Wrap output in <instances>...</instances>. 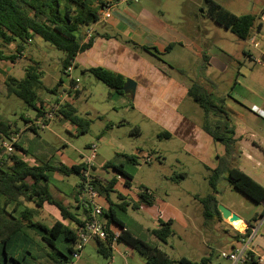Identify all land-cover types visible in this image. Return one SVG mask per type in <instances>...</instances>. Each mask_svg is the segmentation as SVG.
<instances>
[{"label":"crops","instance_id":"crops-1","mask_svg":"<svg viewBox=\"0 0 264 264\" xmlns=\"http://www.w3.org/2000/svg\"><path fill=\"white\" fill-rule=\"evenodd\" d=\"M110 1L111 7L106 17L98 20L91 27V45L75 56L71 70L68 72L69 79L67 84L70 82V79L78 80L76 82L78 88L76 97H78L82 93V86L79 84L81 80L80 76L88 78V75L92 74L87 72V70L92 67H103L122 75L124 78L133 79L136 83L134 93L132 95L130 93L118 94L114 90H111L112 94L117 97L119 96V98L114 97V99L117 98V101L121 100L125 106L127 105L131 108L130 110H134L139 116L155 123L161 129L158 135L163 132L169 133L168 139H176L180 142L181 148L198 157L206 168L209 170L214 169L217 166L218 157L224 153L223 145L213 140L211 136L204 132L196 120L183 109L187 98H189L187 94L188 88L193 82H198L208 92L214 95L217 94V81H214L210 76L196 78V74L194 75L192 72L194 71L196 61L203 59V55L206 62L210 61L211 58L207 46L203 42L196 41V25L194 21L181 19L179 22L174 23L165 18H160V16L155 17L148 6L144 5L141 1H135V5L132 7L123 5V2H130L131 0ZM159 13L161 12L159 11ZM260 21L262 23L261 30L255 33L252 38H255L259 46L262 47L264 46V10L260 14ZM185 22L186 25L184 24ZM206 33L207 31L203 30L202 34ZM85 40L87 39L85 38ZM218 51L219 58H228L226 52L220 49ZM241 53L247 57L246 59L250 63L243 64L246 61L245 59L237 61L238 65L235 77L231 80L229 92L217 94V98H223V106L235 125L238 158H244L245 160L237 168L264 187V181L254 170V167L261 166L264 170V64L258 63L256 61L257 56L249 51L245 52L242 50ZM161 56H164V58ZM74 69L78 70L79 75L73 73ZM63 83V80L61 82L59 80V86ZM56 92L58 93V88ZM112 94L108 93L110 96H113ZM253 106L257 108L258 112L251 110ZM112 109L115 116L113 118H106L108 121L107 129L109 130H113L119 125H124L123 123H119L120 121H126L124 120V116L117 117L118 111L114 107ZM26 119L27 122L25 120L24 122L27 124L24 129H18L17 144L21 150L28 152V154L23 156V159L28 164L35 165L39 161H43L51 166H56L60 163L71 166L84 162L89 151L87 153L83 152L74 144L69 146L66 142H63L62 148L58 149V157L55 162H52L51 157H46L43 151L39 153V157L41 158L35 156H33V159L27 158L28 155L32 156L29 144L33 140V137L25 135V146L19 143V139L24 134L23 132L28 130L29 122L32 121L30 118ZM127 122L130 123V121ZM74 126V133H76L79 128L76 125ZM97 137L99 149L103 145H111L114 153L112 156L107 157L101 156L96 152L95 160L98 166L93 164V174L103 182L113 180L114 184L111 190L106 193H98L99 198L97 197L96 201L102 207V212L103 210L107 211L111 207L115 216L123 222L125 229L134 235L143 237L121 219L119 210L116 207L118 208L117 205L121 202L127 203V206L124 207L125 210L120 209L126 213L129 208L138 210L144 205L153 206L155 202L152 205H138V192L142 184L138 183V181L134 182L131 167L124 165L116 156L121 154L136 155L139 157V164L128 162L123 156L122 158L125 163L137 166L141 162H149L151 158L150 154L147 155L146 153L147 156L144 157L142 153H145V151L142 149L138 150V146H135L136 151L132 148H127L120 142L113 140L112 135L106 132L99 134ZM85 147L89 150V144H86ZM21 150H16V154L23 155ZM108 161H111L113 165H121L122 169L132 176L129 186L125 184V177L118 174L114 168L103 167ZM246 161L253 166L250 167ZM49 176L50 183L47 186L51 196L62 206L66 207L74 217L80 221L83 220L85 217L84 212L78 208L75 202L76 192L80 184L79 177L76 175L77 181H73L68 177L70 175H63L58 171L50 172ZM54 183H59L61 186L59 187ZM148 191L152 190L148 189ZM110 193H115L118 202L111 201ZM131 196L136 197V199L130 201L129 197ZM121 197L122 200L120 199ZM154 200H157V198L154 197ZM166 203L174 211L181 212L176 205L169 204L167 201ZM257 204L259 207L249 218H245L244 214L239 210L228 207L229 210L240 217V221L236 220L238 225L235 226L233 224L234 227L238 230H244V232L248 228L250 230L249 235L252 234L250 239L247 236L244 237L243 233L237 232L227 220L222 217H215L219 222L228 226L227 231L230 233L231 249L229 252H222L233 253L246 246L248 253L253 256V261L248 260L250 264H262L257 258L258 256H264V213L262 214L264 212V202ZM160 214V211H156L155 213L158 225L162 221L159 217ZM44 216L47 217V222ZM99 219L104 223L106 222V218L102 214L99 216ZM35 220L41 221L47 226H50L56 220H60L65 225L76 230L78 229L74 221L62 219L60 210L55 205L49 203L43 204ZM249 221L252 226H249ZM136 225L140 231H144V234H147L149 237L144 238L145 241L157 245L162 249L159 246L157 238L151 233V230L158 225L154 228H149L143 226L138 221ZM109 228L113 232H119V227L114 223ZM28 233L33 236L35 242H39L36 239V235L32 234L31 231ZM203 246L208 249L210 248L209 244L205 241L203 242ZM80 258L76 264H78ZM224 260H227L228 264H241L233 263L228 258ZM110 264H143V259L140 260L138 257H135L132 249L123 242H114ZM216 264H225V261L223 263L216 262Z\"/></svg>","mask_w":264,"mask_h":264},{"label":"rangeland","instance_id":"rangeland-1","mask_svg":"<svg viewBox=\"0 0 264 264\" xmlns=\"http://www.w3.org/2000/svg\"><path fill=\"white\" fill-rule=\"evenodd\" d=\"M135 1H141L148 6L155 17L160 16V18H165L174 23L179 22L181 19L194 21L196 41L203 42L207 46L211 58L207 62L204 59L197 60L192 72L194 75L196 74V78L210 76L214 81H217V94L229 92L231 80L235 77L238 60L245 59L246 61L243 63L245 65L250 63L246 59L247 57L241 53L242 50L249 51L255 56L260 55V46H256L257 40L255 38L242 40L229 29L215 23L205 11L204 0H131L130 2H123V5L132 7L135 5ZM215 1L236 15L246 13L258 15L264 5V0ZM159 11L161 13L158 14ZM184 24L186 25V22ZM203 30H206L207 33L202 34ZM219 49L228 54L227 59L219 58ZM3 51L5 54L15 53L14 45L3 47ZM16 55L17 58L14 64L9 61H0V121L10 122L12 123V129L16 130L18 128L21 130L27 124L24 122L25 118H30L32 121L36 118V110L22 100L6 94L5 78L8 75L22 78L25 74V68L36 63L39 69L42 70L43 87L39 90V95L43 101L48 102L63 92L69 77L62 72L63 52L55 49L38 36H33L31 44L26 45L25 49ZM73 73L79 75L76 69L73 70ZM80 77L79 84L82 86V93L76 98L73 97L71 102L76 110L75 114L88 122L86 131L80 134L74 133V124L72 125L71 122L61 117L51 120L45 128L36 131L28 129L23 132V136L19 139V143L25 146V135L33 137L29 144L32 156L28 155L27 158L33 159V156L41 158L39 153L43 151L46 157H51L52 162H55L58 157L57 151L62 148L63 142H66L69 146L74 144L86 153L89 151L85 147L86 144L94 143L97 154L110 157L114 153L111 145H103L100 149L98 148L97 136L105 132L112 135L113 140L120 142L127 148L136 151L135 146H138V150L145 151L142 156L145 157L150 154L149 162H141L140 165L135 166L125 163L122 155H118L116 158L122 161L124 165L131 167L134 182L138 181L143 187L152 190L157 200L154 201L153 206L144 205L138 210L129 208L126 213L116 207L119 210L121 219L131 226L135 232H138L137 234L143 236L140 238L146 239L149 237L144 234V231L138 229L136 222L154 228L158 225L155 213L160 211L159 217L162 221L172 220L173 234L165 242H158L162 248L161 250H164L171 259V264H178L177 260L181 256L193 261H199L202 257L210 256V264L223 263L224 261L225 264H228L227 260L220 256L222 251L229 252L231 249L230 233L227 231L228 226L219 222L215 215L206 219L203 215V205L199 199L213 193L209 184L210 170L198 157L181 148L180 142L176 139L158 137V132L161 129L150 120L139 116L134 110H130L131 108L125 106L121 100L117 101L116 99L119 96L112 94L111 89L104 83L96 80L92 75H88V78ZM60 79L64 83L57 86L58 93L50 92ZM108 93L113 96L108 95ZM217 94L214 95L215 98L218 97ZM114 97L117 98L114 99ZM113 107L118 111L117 117L124 116L126 121H120L119 123L124 125L109 130L107 129L108 121L106 118L115 116L112 112ZM183 109L201 126L204 116L203 109L191 97L187 98ZM127 121H130V123ZM135 125L139 129L137 135L130 133ZM13 135L15 134H10V136ZM3 140L9 142V138H3ZM244 161V158L239 159L236 155L233 165L238 167ZM93 163L96 164V160ZM246 163L250 167L253 166L247 161ZM96 166L98 165L96 164ZM254 170L264 181L263 167H254ZM225 176V174L220 176L216 184L217 191L213 193L217 206L231 207L242 212L245 218L251 217V214L259 207L258 204L235 190L226 181ZM68 177L73 181H77L75 174ZM54 184L61 186L59 183ZM109 196L112 202H118L115 193H110ZM129 198L130 201L136 199L134 196ZM166 201L169 204L176 205L181 212L174 211ZM44 217L47 222V217ZM228 221L236 224V220L231 217H228ZM150 237L152 238L151 235ZM36 239L40 242L38 236H36ZM204 241L209 244V249L203 246ZM132 252L135 257L142 260L137 252L133 250ZM80 257L78 264H110V257H103L96 251V242L93 239L84 245Z\"/></svg>","mask_w":264,"mask_h":264},{"label":"trees","instance_id":"trees-1","mask_svg":"<svg viewBox=\"0 0 264 264\" xmlns=\"http://www.w3.org/2000/svg\"><path fill=\"white\" fill-rule=\"evenodd\" d=\"M110 0H0V61H9L14 64L17 55L31 44L33 36H38L48 42L55 49L63 52L61 60L62 72L68 76L66 69L72 65L77 53L87 49L92 42L91 36L85 40L87 30L99 20V12ZM207 15L218 25L229 29L238 38L249 40L255 33L261 30L262 23L260 13H246L236 15L223 7L215 0H204ZM14 45L15 53L5 54L3 47ZM261 48L264 49V46ZM203 59L205 56L203 55ZM92 76L104 83L111 90L123 94L122 85L125 78L103 67H92L87 70ZM69 77V76H68ZM62 79H60V82ZM69 84L74 86L76 81L70 79ZM6 94L14 96L36 110V116L42 114L44 101L39 95L43 87L42 70L35 64L25 68L22 78L7 76L4 80ZM58 84L50 90L56 94ZM78 89L74 91V98ZM187 94L198 104L204 112L201 128L213 140L224 147V153L218 157L217 166L210 169L209 184L212 192L216 193V184L220 176L225 174L226 181L238 192L249 200L260 203L264 202V187L253 180L245 172L233 165L235 156L238 154L235 125L230 119L223 106V98H215L200 83L193 82L188 88ZM76 110L71 101H65L58 110L56 116L76 125L79 129L76 134L86 131L88 122L75 114ZM27 122V119H24ZM36 131L33 127H28ZM12 129V123L0 121V139L10 138V134H18ZM131 134H138L139 129L135 125L130 130ZM169 133L163 132L158 137L167 138ZM14 151L0 159V264H66L73 252L76 241V229L56 220L50 226L35 220L44 203L55 205L62 219L74 221L77 228L82 226L88 216V210L84 209L77 200V194L82 180L81 171L85 169L84 163L66 166L62 163L51 166L47 162L39 161L38 164L30 165L23 159L28 154L20 149L17 141L13 143ZM21 150L23 155L16 154ZM0 148V154L2 153ZM128 162L139 164V157L132 154H121ZM146 162V161H145ZM104 168L112 167L116 172L125 177V184L130 185L132 176L126 173L121 165H113L108 161ZM58 171L63 175L75 174L80 179L75 202L83 212L84 219L74 217L66 207L57 202L48 191L50 172ZM92 184L98 193L111 190L114 181H102L93 174L91 168ZM213 193L199 198L203 205V215L206 219L212 215L221 218L217 208V201ZM138 205H152L154 195L146 187L140 186L138 192ZM122 200V197L120 198ZM125 210L127 203L117 205ZM264 212H262L263 214ZM106 218L105 228L108 236L94 239L96 251L103 257H111L113 245V233L109 226L114 223L119 227V233L115 242H123L129 248L137 252L143 259V264H171L169 256L157 245L150 244L144 239L124 228V224L113 213L110 207L102 212ZM255 220V219H253ZM249 226H252L250 221ZM172 221H160L159 225L151 230V233L159 242H165L173 234ZM32 234L39 237L40 242H35ZM247 228L244 237L248 236ZM249 254V253H248ZM250 261H253L252 255ZM209 257H202L199 261H193L186 257L177 260L178 264H209ZM242 264H250L245 261Z\"/></svg>","mask_w":264,"mask_h":264},{"label":"built area","instance_id":"built-area-1","mask_svg":"<svg viewBox=\"0 0 264 264\" xmlns=\"http://www.w3.org/2000/svg\"><path fill=\"white\" fill-rule=\"evenodd\" d=\"M111 4H106L99 12V20L106 17L110 10ZM92 28L87 30L86 39L91 36ZM256 46H259L258 42L255 43ZM258 63L264 64V49L260 47V55L256 57ZM71 66L66 69V72H70ZM77 82L78 80L75 79ZM77 85L71 86L69 83L63 88V92L58 94L56 98L51 101H44L42 107V114L36 116L33 121L29 122L28 127H33L36 130L45 128L49 125L51 120H54L57 116L58 110L64 104L65 101H71L74 96V91L77 90ZM252 111L258 112L257 108L253 106ZM19 134V133H18ZM18 134H15L9 138V142L0 140V148L3 150L0 154V159L6 157L14 151L13 143L17 141ZM96 145L94 143L89 145V153L84 159L85 169L81 171L82 180L79 187V192L77 194L78 203L88 210V216L85 218V221L82 226L78 227L76 231V241L73 245V252L71 254L70 260L66 264H76L77 260L80 257V252L83 249L84 245L89 240L94 239H105L108 236V232L105 228V223L99 219V216L102 214V207L97 203L96 198L98 197V192L92 184V175L91 168L93 167V162L95 160ZM237 232L245 233L244 230H238L232 223H229ZM113 240L117 237L119 232H113ZM254 233V231H253ZM252 236L248 235L250 239ZM220 256L230 259L233 263H244L251 259V256L248 254V249L244 246L241 249L236 250L233 253L221 252ZM253 258V256H252ZM258 261L264 264V256H258Z\"/></svg>","mask_w":264,"mask_h":264},{"label":"water","instance_id":"water-1","mask_svg":"<svg viewBox=\"0 0 264 264\" xmlns=\"http://www.w3.org/2000/svg\"><path fill=\"white\" fill-rule=\"evenodd\" d=\"M264 62V61H263ZM135 81L131 78H125V81L122 85V91L124 93H130L131 95L134 93V89H135ZM221 217L225 220L228 221V217H231L233 220H239L240 221V217L233 213L231 210H229L228 208L222 206V205H218L217 206ZM229 223H232L231 221H228Z\"/></svg>","mask_w":264,"mask_h":264},{"label":"bare ground","instance_id":"bare-ground-1","mask_svg":"<svg viewBox=\"0 0 264 264\" xmlns=\"http://www.w3.org/2000/svg\"><path fill=\"white\" fill-rule=\"evenodd\" d=\"M238 225V223H237V221H236V224H235V226H237Z\"/></svg>","mask_w":264,"mask_h":264}]
</instances>
